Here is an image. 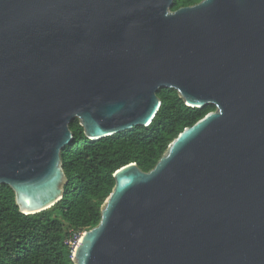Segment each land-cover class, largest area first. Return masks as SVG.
Listing matches in <instances>:
<instances>
[{"label": "water", "instance_id": "95a60500", "mask_svg": "<svg viewBox=\"0 0 264 264\" xmlns=\"http://www.w3.org/2000/svg\"><path fill=\"white\" fill-rule=\"evenodd\" d=\"M0 0V185L57 204L61 151L148 127L160 89L215 110L113 174L73 264H264V0Z\"/></svg>", "mask_w": 264, "mask_h": 264}, {"label": "trees", "instance_id": "16d2710c", "mask_svg": "<svg viewBox=\"0 0 264 264\" xmlns=\"http://www.w3.org/2000/svg\"><path fill=\"white\" fill-rule=\"evenodd\" d=\"M200 1L174 0L171 11ZM157 96L161 106L146 128L90 141L78 121L71 122L73 140L61 151L67 181L61 200L50 209L23 215L11 189L0 185V264H73L69 242L99 223L100 207L114 186V172L131 163L149 172L183 129L215 110L211 105L186 107L168 88Z\"/></svg>", "mask_w": 264, "mask_h": 264}, {"label": "built area", "instance_id": "2783aa9c", "mask_svg": "<svg viewBox=\"0 0 264 264\" xmlns=\"http://www.w3.org/2000/svg\"><path fill=\"white\" fill-rule=\"evenodd\" d=\"M81 234H82V233L76 235V236L74 237V239H73L72 241L69 242V245H70V247L72 248V251H73L74 247L77 245V243H78V241H79V238H80Z\"/></svg>", "mask_w": 264, "mask_h": 264}]
</instances>
